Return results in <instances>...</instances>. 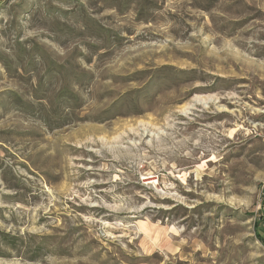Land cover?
I'll return each instance as SVG.
<instances>
[{"label": "rangeland", "instance_id": "1", "mask_svg": "<svg viewBox=\"0 0 264 264\" xmlns=\"http://www.w3.org/2000/svg\"><path fill=\"white\" fill-rule=\"evenodd\" d=\"M0 264H264V0H0Z\"/></svg>", "mask_w": 264, "mask_h": 264}, {"label": "trees", "instance_id": "2", "mask_svg": "<svg viewBox=\"0 0 264 264\" xmlns=\"http://www.w3.org/2000/svg\"><path fill=\"white\" fill-rule=\"evenodd\" d=\"M7 235H4V234H2V237L3 238H1L4 242L6 241V242H8V240L5 238ZM261 240H263V238H261Z\"/></svg>", "mask_w": 264, "mask_h": 264}]
</instances>
